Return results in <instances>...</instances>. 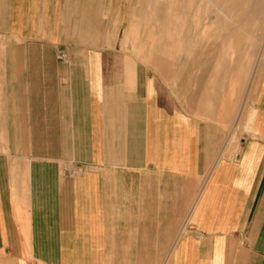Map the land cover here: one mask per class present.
Wrapping results in <instances>:
<instances>
[{"label": "crops", "instance_id": "crops-1", "mask_svg": "<svg viewBox=\"0 0 264 264\" xmlns=\"http://www.w3.org/2000/svg\"><path fill=\"white\" fill-rule=\"evenodd\" d=\"M141 8L0 0V264H264V54Z\"/></svg>", "mask_w": 264, "mask_h": 264}, {"label": "rangeland", "instance_id": "rangeland-1", "mask_svg": "<svg viewBox=\"0 0 264 264\" xmlns=\"http://www.w3.org/2000/svg\"><path fill=\"white\" fill-rule=\"evenodd\" d=\"M156 1L157 0H141L142 8L140 11L141 12L145 11V13H146V11L152 10L153 6L156 5ZM211 1H212V3H211ZM215 1H216V3H215ZM172 2L176 5H178V7H180V9H184V14L183 15L181 14L182 16L180 15V13L174 14L172 16L167 14L168 13L167 10H168L169 6L170 5L175 6V5L167 3L165 1L164 11H162L164 14L165 20H167L165 22H171L172 21V23H173L174 21L181 20V22L183 23L185 21L184 24H188L189 25L188 27H190V26L191 27H197V29L199 31V29H203L204 27L211 28V27L218 26L220 23H217V22L222 21V23L218 27H223V28L229 29L230 33L236 32V31H233V29L239 28V31H238L239 35L240 36L242 35L248 39V41H247L245 38H243V43L241 42L240 46L243 47L242 45L245 44L244 46L249 52H250V50L255 51V58H254L255 60L258 57V55H260V53L264 54V50H263L264 49V5H263L264 0H263V2H262V0H242V1L241 0H206V1L205 0H202V1L195 0L194 2H193V0H172ZM185 2L189 3L191 5L190 6L187 5V4H185ZM197 2L199 3V5H196V4H198ZM217 3H219V5ZM183 4H184V6H183ZM196 6L198 8H196ZM205 6H207L208 9H206ZM216 6L218 7V9ZM193 7H194V9H193ZM187 8L189 9V11ZM227 9L229 12L227 11ZM205 10H207V11H205ZM200 12H201V14H199ZM253 12H254V14H253ZM188 15H190V16H188ZM251 15L253 16V18L251 17ZM145 16L147 17V15H145ZM156 16H157V13L154 11V13H152L151 16H148L147 19L149 18L148 20L153 21V19H155ZM165 16H167V17H165ZM199 16H201V17H199ZM188 20H189V23H188ZM226 20H228V21L226 22ZM181 22H179V23H181ZM183 26H185V25H183ZM167 28H166V33H167L168 29H170V28H168V29ZM179 28L183 30V28H181V27H178L175 29H179ZM154 34H155V30H154V32H152L151 38H149L150 41L152 40V37H155ZM167 36L168 35H166V38H167ZM181 36L179 38H185L184 36H182V37ZM170 37L173 38L172 35ZM174 38L176 39V38H178V36H174ZM239 50H240V47H239ZM151 51L152 50H150V53H151ZM251 55L252 54H250V56ZM249 62H250V59H249V61L246 62V66L249 65ZM251 81H252V74H249L247 82L245 83V96L248 93V98L246 99V104L252 100V96H253V93H254L256 85H257V83H256L257 81L255 79L253 81L254 82L253 86L250 88Z\"/></svg>", "mask_w": 264, "mask_h": 264}, {"label": "bare ground", "instance_id": "bare-ground-1", "mask_svg": "<svg viewBox=\"0 0 264 264\" xmlns=\"http://www.w3.org/2000/svg\"><path fill=\"white\" fill-rule=\"evenodd\" d=\"M165 1H166L167 3H170V4H174V3L172 2V0H157V1H156V5L153 6V9H152V10L146 11V15H147V17H148V16H151V14L154 13V11H155L157 14L160 13V12H162V11H164V4H165ZM194 1H195V0H193V2H194ZM200 1H202V0H200ZM205 1H206V0H205ZM241 1H242V0H241ZM175 2H176V1H175ZM179 2H180V1H179ZM198 2H199V1H198ZM198 2H197V3H198ZM260 2H261V1H260ZM262 2H263V0H262ZM177 3H178V2H177ZM195 3H196V2H195ZM201 3H202V2H201ZM211 3H212V1H211ZM215 3H216V1H215ZM179 4H180V3H179ZM185 4H187V5H189V6L191 5V4L186 3V2H185ZM213 4H214V3H213ZM217 4L219 5V3H217ZM255 4H256V3H255ZM174 5H175V6L170 5L169 8L167 7V8H168V10H167L168 13H167V12H166V13L169 14L170 16H172V15H174V14H178V13H180V15H181V14L183 15V14H184V9H180V7H178V5H176V4H174ZM193 5H194V4H193ZM196 5H199V3L196 4ZM206 5H207V4H206ZM263 5H264V3H263ZM183 6H184V4H183ZM261 6H262V5H261ZM261 6H260V7H261ZM187 7H188V6H187ZM205 7H206V9H208L207 6H205ZM216 7H217V6H216ZM258 7H259V6H258ZM183 8H184V7H183ZM188 8H189V7H188ZM188 8H187V9H188ZM196 8H198V7L196 6ZM196 8H195V9H196ZM190 9H191V8H190ZM193 9H194V7H193ZM217 9H218V7H217ZM256 9H257V8H256ZM258 9H259V8H258ZM198 10H199V9H198ZM215 10H216V9H215ZM150 11H151V12H150ZM188 11H189V9H188ZM194 11H195V10H194ZM205 11H207V10H205ZM227 11H228V9H227ZM256 11H257V10H256ZM190 12H191V11H190ZM228 12H229V11H228ZM228 12H227V13H228ZM188 13H189V12H188ZM190 14H191V13H190ZM199 14H201V12H200ZM199 14H198V15H199ZM223 14H224V13H223ZM253 14H254V12H253ZM253 14H252V15H253ZM163 15H164V14H163ZM182 15H181V16H182ZM252 15H251V17L253 18ZM188 16H190V15H188ZM191 16H192V15H191ZM227 16H228V15H227ZM165 17H167V16H165ZM183 17H184V16H183ZM199 17H201V16H199ZM148 19H149V18H148ZM150 19H151V18H150ZM173 19H174V18H173ZM181 19H182V18H181ZM186 19H187V18H186ZM199 19H200V18H199ZM220 19H221V18H220ZM252 20H253V19H252ZM163 21H164V22H163V23H164V26H166V28L168 27V28H170V29L181 27V28H183V29L185 30V28H186V27L188 28V26H189L188 24H184L185 21L182 23L181 20H179V21H174L173 23H172V21H171V22H165V21H167V20H165V19H164ZM182 21H183V20H182ZM223 21H224V20H223ZM227 21H228V20H226V22H227ZM179 22H181V23H179ZM188 23H189V20H188ZM217 23H220V24H221L222 21H221V22H217ZM220 24H219V25H220ZM253 24H254V23H253ZM183 25H185V26H183ZM216 25H217V24H216ZM219 25H218V26H219ZM247 25H248V24H247ZM190 27H191V26H190ZM168 28H167V29H168ZM187 28H186V29H187ZM216 28H220V27H216ZM245 28H246V27H245ZM154 29H155V28H154ZM170 29H169V30H170ZM189 29H191V28H189ZM163 30H164V29H163ZM179 30H180V28H179ZM184 30H183V31H184ZM172 31H173V30H172ZM174 31H175V30H174ZM185 31H186V30H185ZM185 31H184V32H185ZM168 32H169V31H168ZM170 33H171V32H170ZM147 34H148V33H147ZM159 36H160V35H159ZM181 37H182V36H181ZM187 37H188V36H187ZM187 37H185V38H187ZM170 38H172V37H170ZM178 38H179V37H178ZM168 39H169V37H168ZM173 39H175L174 36H173ZM180 39H181V38H180ZM245 39L248 41L247 38H245ZM178 40H179V39H178ZM181 40H182V39H181ZM187 40H188V39H187ZM157 41L160 42L159 39H157ZM189 41H190V38H189ZM171 42H172V41H171ZM179 42H181V41H179ZM157 43H158V42H157ZM157 43H156V44H157ZM177 43H178V41H177ZM187 43H190V42H187ZM171 44H172V43H171ZM173 44H174V42H173ZM185 44H186V43H185ZM163 45H164V44H163ZM163 45H162V43H161V47H162ZM244 45H245V44H243L242 46H243V50L246 51V52H245V56H246V59H245V60H246V62H247V61H249V59L251 58V56L248 55V54H249V51L245 48ZM166 46H167V45H166ZM178 46H179V45H178ZM154 47H155V46H154ZM167 47H168V46H167ZM175 47H176V46H175ZM200 48H201V47H200ZM202 48H204V47H202ZM202 48H201V49H202ZM252 48H253V47H252ZM153 49H154V48H153ZM161 50H162V49H161ZM240 50H242V49L240 48ZM243 50H242V51H243ZM163 51H164V50H163ZM177 51H178V50H177ZM174 52H175V51H174ZM250 52H251V50H250ZM150 55H151V57L153 56V51H151V54H150ZM164 55H165V54H164ZM165 58H166V57H165ZM179 61H180V60H179ZM243 62H244V61H243Z\"/></svg>", "mask_w": 264, "mask_h": 264}, {"label": "built area", "instance_id": "built-area-1", "mask_svg": "<svg viewBox=\"0 0 264 264\" xmlns=\"http://www.w3.org/2000/svg\"><path fill=\"white\" fill-rule=\"evenodd\" d=\"M60 57H61V58H64V57H66V54L61 53V54H60Z\"/></svg>", "mask_w": 264, "mask_h": 264}]
</instances>
